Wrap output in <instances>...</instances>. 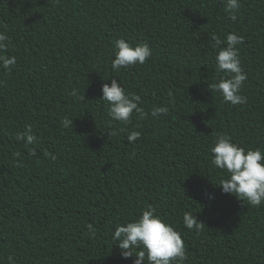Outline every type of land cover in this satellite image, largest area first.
I'll return each instance as SVG.
<instances>
[{
  "label": "trees",
  "instance_id": "obj_1",
  "mask_svg": "<svg viewBox=\"0 0 264 264\" xmlns=\"http://www.w3.org/2000/svg\"><path fill=\"white\" fill-rule=\"evenodd\" d=\"M239 2L233 21L226 0H0L17 58L0 68V264H134L114 229L149 205L182 233L185 264H264V204L224 193L211 163L217 133L264 151V0ZM228 33L244 38V104L209 87L223 75L212 37ZM119 39L148 43L152 57L114 72ZM112 79L147 117L110 120L100 98ZM155 106L169 112L153 118ZM28 126L37 140L25 146L16 133ZM131 131L142 134L133 143Z\"/></svg>",
  "mask_w": 264,
  "mask_h": 264
},
{
  "label": "clouds",
  "instance_id": "obj_2",
  "mask_svg": "<svg viewBox=\"0 0 264 264\" xmlns=\"http://www.w3.org/2000/svg\"><path fill=\"white\" fill-rule=\"evenodd\" d=\"M227 9L231 19L236 20L241 4L239 0H226ZM216 51V70L223 73L221 78L209 87L221 94L225 103L232 105L244 104L247 98L241 94V89L247 79V73L243 71L239 57V48L244 42L242 36L236 33H228L225 40L213 35ZM9 38L5 32L0 31V68L9 70L17 62L16 56H9ZM226 44L224 47L220 45ZM114 59L111 63L112 70L119 71L137 64H144L149 60L153 51L148 43L135 45L125 39L116 40L114 43ZM71 95L83 100L76 89ZM108 106L107 115L111 121H117L127 125L135 112L140 113L141 118L147 117V113L139 107L141 97L126 91L117 80L112 79L111 84L102 85V97L100 98ZM167 106H155L151 111L153 118L160 114H167ZM73 120L65 117L61 123L68 128L73 125ZM125 130V129H122ZM115 134V133H113ZM141 132L131 131L127 135L129 143L137 141ZM16 139L23 141L25 146L36 142L37 137L28 126L23 132L16 133ZM212 165L226 174L221 187L224 193L235 195L242 201H247L253 207L264 204V151L260 148H245L233 141L226 133L215 134L211 147ZM35 155V152H32ZM19 156V153H16ZM46 155H50L48 153ZM55 159V156H51ZM17 166H21L18 164ZM214 199V197H209ZM183 224L188 230L199 231L204 225L197 221L196 214L185 212ZM92 229V226H88ZM94 234V233H93ZM116 245L121 250V256L125 259L135 257L134 264H185L187 252L182 238V233L172 224L156 213V209L149 205L143 209L141 215L126 224L117 225L113 237ZM138 254L134 255V252ZM9 264H15L13 257H8Z\"/></svg>",
  "mask_w": 264,
  "mask_h": 264
}]
</instances>
